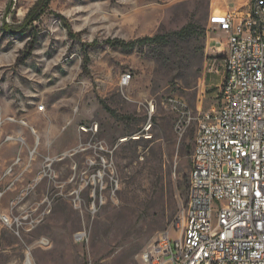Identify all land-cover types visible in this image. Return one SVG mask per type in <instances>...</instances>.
Masks as SVG:
<instances>
[{
  "label": "rangeland",
  "instance_id": "obj_1",
  "mask_svg": "<svg viewBox=\"0 0 264 264\" xmlns=\"http://www.w3.org/2000/svg\"><path fill=\"white\" fill-rule=\"evenodd\" d=\"M253 4L0 0V173L20 158L0 179V264H140L160 233L179 235L189 195L176 184L190 182L200 118L223 103L225 32L209 19ZM158 33L131 52L106 43Z\"/></svg>",
  "mask_w": 264,
  "mask_h": 264
},
{
  "label": "built area",
  "instance_id": "obj_2",
  "mask_svg": "<svg viewBox=\"0 0 264 264\" xmlns=\"http://www.w3.org/2000/svg\"><path fill=\"white\" fill-rule=\"evenodd\" d=\"M209 22L225 32L223 103L200 118L179 235L160 233L140 264H264V0H254L245 17L219 11ZM130 81L131 73L124 74L122 85ZM38 109L46 111V104ZM82 129L97 131L98 125ZM52 164L46 158L39 176ZM4 219L9 226L17 222Z\"/></svg>",
  "mask_w": 264,
  "mask_h": 264
},
{
  "label": "trees",
  "instance_id": "obj_3",
  "mask_svg": "<svg viewBox=\"0 0 264 264\" xmlns=\"http://www.w3.org/2000/svg\"><path fill=\"white\" fill-rule=\"evenodd\" d=\"M254 2V0H253ZM41 3V2H40ZM72 33V32H71ZM172 34L183 35L191 34V24L185 26L179 31L173 32ZM36 37V36H35ZM35 39V38H34ZM168 40V35L166 33H158L153 36H145L142 38H137L133 40H125L122 38H113L106 41L107 44L113 47H119L126 52L134 51L137 47L144 46L146 44H162ZM224 56V54H223ZM88 60H86L87 62ZM101 103L106 107L111 113H115L114 110L109 108L107 105L101 101ZM179 191H181V196L189 195L190 182L186 175H183L176 184Z\"/></svg>",
  "mask_w": 264,
  "mask_h": 264
},
{
  "label": "crops",
  "instance_id": "obj_4",
  "mask_svg": "<svg viewBox=\"0 0 264 264\" xmlns=\"http://www.w3.org/2000/svg\"><path fill=\"white\" fill-rule=\"evenodd\" d=\"M218 43H220V44L218 45ZM216 44H217V48H218V51L219 52H223L224 53L226 51V47L224 46V44H222L221 39L217 40ZM213 65H214V67L217 68V70H219L220 67L223 68V61H222V59H220V60L219 59H216L214 61V64ZM223 71H224V69H223Z\"/></svg>",
  "mask_w": 264,
  "mask_h": 264
}]
</instances>
